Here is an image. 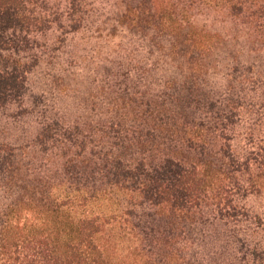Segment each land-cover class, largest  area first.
Segmentation results:
<instances>
[{
  "label": "trees",
  "instance_id": "16d2710c",
  "mask_svg": "<svg viewBox=\"0 0 264 264\" xmlns=\"http://www.w3.org/2000/svg\"><path fill=\"white\" fill-rule=\"evenodd\" d=\"M0 264H264V0H0Z\"/></svg>",
  "mask_w": 264,
  "mask_h": 264
}]
</instances>
